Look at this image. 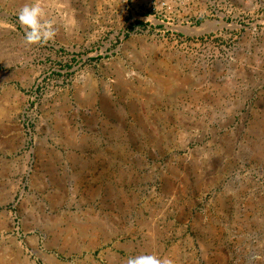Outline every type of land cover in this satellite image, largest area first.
Wrapping results in <instances>:
<instances>
[{
  "label": "rangeland",
  "instance_id": "374dc122",
  "mask_svg": "<svg viewBox=\"0 0 264 264\" xmlns=\"http://www.w3.org/2000/svg\"><path fill=\"white\" fill-rule=\"evenodd\" d=\"M0 0V264H264V0Z\"/></svg>",
  "mask_w": 264,
  "mask_h": 264
},
{
  "label": "clouds",
  "instance_id": "9594fccd",
  "mask_svg": "<svg viewBox=\"0 0 264 264\" xmlns=\"http://www.w3.org/2000/svg\"><path fill=\"white\" fill-rule=\"evenodd\" d=\"M44 9L38 2H28L18 12L19 22L27 29L25 42L27 44L46 43L54 39L56 32L53 22L44 20ZM127 264H172L168 259H162L156 254H141L130 256Z\"/></svg>",
  "mask_w": 264,
  "mask_h": 264
},
{
  "label": "built area",
  "instance_id": "2783aa9c",
  "mask_svg": "<svg viewBox=\"0 0 264 264\" xmlns=\"http://www.w3.org/2000/svg\"><path fill=\"white\" fill-rule=\"evenodd\" d=\"M181 4H188L194 0H178ZM126 7L133 19L141 17H164L170 11L167 0H126Z\"/></svg>",
  "mask_w": 264,
  "mask_h": 264
}]
</instances>
